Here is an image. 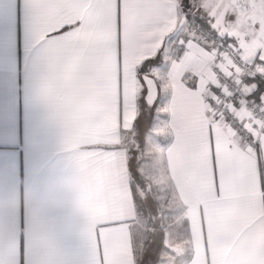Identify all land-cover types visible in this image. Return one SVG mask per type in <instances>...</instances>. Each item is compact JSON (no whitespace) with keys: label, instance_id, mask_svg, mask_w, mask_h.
<instances>
[{"label":"snow or ice","instance_id":"6c2138e0","mask_svg":"<svg viewBox=\"0 0 264 264\" xmlns=\"http://www.w3.org/2000/svg\"><path fill=\"white\" fill-rule=\"evenodd\" d=\"M113 90L116 139L95 147L142 183L153 145L204 201L198 236L173 213L190 254L165 230L137 264H158L161 247L167 264H200L201 242L217 264L205 205L224 219L225 264H264V0H0V166L20 176L30 156L37 169L51 163L65 115ZM114 223L80 248L74 222L42 208L29 252L18 202L0 213V264H68L53 251L76 249L72 264H106L100 229Z\"/></svg>","mask_w":264,"mask_h":264},{"label":"crops","instance_id":"0c3cea01","mask_svg":"<svg viewBox=\"0 0 264 264\" xmlns=\"http://www.w3.org/2000/svg\"><path fill=\"white\" fill-rule=\"evenodd\" d=\"M40 116L42 118V113ZM116 126L114 90L97 92L65 115L62 131L52 144V151L57 155L51 163L37 169L30 156L26 170L20 176L15 174L14 163L9 166L4 161L0 166V213L22 202L29 227V252L37 212L45 207H56L64 219L77 226L80 248L88 245L89 237L94 248L96 226L103 221H114L111 226L100 229L106 264H137L134 239L138 236V222L131 172L124 159L117 164L95 147L114 142ZM165 162L176 199L184 206L181 216L191 221L198 236L203 198L194 184L172 169L166 159ZM205 214L211 226L210 253L217 264H225L227 252L223 251L221 241L224 219L208 205H205ZM185 232L188 244L181 242L179 246L189 253L192 245L188 230ZM170 237L169 240L174 239L172 235ZM46 243L51 248V242ZM53 255L68 264L83 258L79 249L53 251ZM199 259L200 264H206L202 242Z\"/></svg>","mask_w":264,"mask_h":264},{"label":"rangeland","instance_id":"374dc122","mask_svg":"<svg viewBox=\"0 0 264 264\" xmlns=\"http://www.w3.org/2000/svg\"><path fill=\"white\" fill-rule=\"evenodd\" d=\"M144 156L150 162L142 166V168L138 171L141 174L140 176L142 179L146 182V185H142L134 181L136 189L138 194H140L144 199L149 197L150 199L159 201L161 203V214L163 216L159 218L154 216L158 227L156 226V231H154L155 237L149 247L159 244L160 240L165 236V230L169 233L167 237L168 239H170V235H172L174 237V241H178L179 243L185 242L188 244L186 232L182 230V228L176 227V217L173 213H180V204L176 199L177 197L175 195L174 188L167 173L165 158L159 154L158 149L153 145L146 146ZM152 194H154L155 198L152 197ZM153 208L154 206L151 208V211L157 213L158 209L155 211ZM160 256L161 259L158 261V264H167L168 257L166 250L163 247L160 248Z\"/></svg>","mask_w":264,"mask_h":264},{"label":"trees","instance_id":"16d2710c","mask_svg":"<svg viewBox=\"0 0 264 264\" xmlns=\"http://www.w3.org/2000/svg\"><path fill=\"white\" fill-rule=\"evenodd\" d=\"M141 180H142V183H140V184L146 185L145 184L146 182L142 179V177H141ZM132 184L135 185L133 178H132ZM133 191H134V198H135V204H136V210H137V222H138L137 223V229H136L138 236H137V238L134 239V246L136 248V253H137L136 259L138 260V258L142 255L143 251L146 250L147 248H149L153 238L155 237L154 231H156L158 224L155 221L154 216L157 218L162 216V214H161L162 213V211H161L162 207H160L161 203L159 201H155L154 199H150L149 197H146V199H144L140 194H138L137 189H136V185H135V188ZM136 196H139L140 200L145 201V204L143 207H141L136 202ZM152 197L155 198L154 194H152ZM153 206H154L153 210L156 211L158 209L157 213H154L151 211V208ZM179 207H180V213L182 214V212L184 210V206L180 205ZM163 220H164V218H163ZM182 230H184V231L187 230V224L186 223H185L184 227L182 228ZM138 232H139V234H138ZM189 254H190V252H189Z\"/></svg>","mask_w":264,"mask_h":264}]
</instances>
